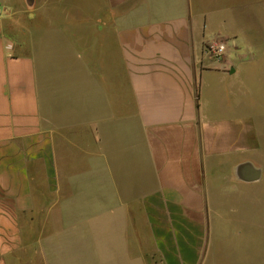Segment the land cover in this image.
Returning <instances> with one entry per match:
<instances>
[{
    "label": "crops",
    "instance_id": "crops-1",
    "mask_svg": "<svg viewBox=\"0 0 264 264\" xmlns=\"http://www.w3.org/2000/svg\"><path fill=\"white\" fill-rule=\"evenodd\" d=\"M261 90L264 0H0V264H86L113 164L155 264H264Z\"/></svg>",
    "mask_w": 264,
    "mask_h": 264
},
{
    "label": "rangeland",
    "instance_id": "rangeland-1",
    "mask_svg": "<svg viewBox=\"0 0 264 264\" xmlns=\"http://www.w3.org/2000/svg\"><path fill=\"white\" fill-rule=\"evenodd\" d=\"M261 93L263 97L264 91L261 90ZM113 171L116 172L117 178L97 181L100 185L96 184V186L101 189L102 195L91 197L95 198L91 203L95 204V207L87 208L84 213H81V218L85 221L82 226L86 234L84 245L86 264H155L164 262L163 256L158 251L152 252V249H146L149 245H127L123 242L126 237L124 213L111 208V205L113 206L115 203L113 194H120L123 199L132 201L133 193L140 190L138 184L141 183V180L125 179L127 167L124 164H113ZM110 188H113L112 194H105L104 191L110 193ZM130 214L136 215L137 213ZM154 215L153 219L157 221L159 215L157 213ZM157 231L162 234L163 230L157 229ZM91 236L94 238L90 240ZM168 246L173 247L172 244ZM166 255L170 256V254ZM169 262L174 264L170 258Z\"/></svg>",
    "mask_w": 264,
    "mask_h": 264
},
{
    "label": "built area",
    "instance_id": "built-area-1",
    "mask_svg": "<svg viewBox=\"0 0 264 264\" xmlns=\"http://www.w3.org/2000/svg\"><path fill=\"white\" fill-rule=\"evenodd\" d=\"M206 50L207 52L215 56L218 60H222L226 56L225 47L218 43H211Z\"/></svg>",
    "mask_w": 264,
    "mask_h": 264
}]
</instances>
